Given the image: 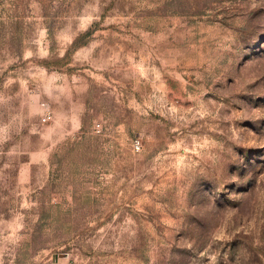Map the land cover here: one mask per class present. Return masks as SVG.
<instances>
[{
	"label": "rangeland",
	"instance_id": "1",
	"mask_svg": "<svg viewBox=\"0 0 264 264\" xmlns=\"http://www.w3.org/2000/svg\"><path fill=\"white\" fill-rule=\"evenodd\" d=\"M0 264H264V0H0Z\"/></svg>",
	"mask_w": 264,
	"mask_h": 264
},
{
	"label": "built area",
	"instance_id": "2",
	"mask_svg": "<svg viewBox=\"0 0 264 264\" xmlns=\"http://www.w3.org/2000/svg\"><path fill=\"white\" fill-rule=\"evenodd\" d=\"M44 107H46V106H44ZM45 110H46V112H45V114H44V116H43V118H42L43 122H47L48 120L51 119V114H50L49 109L45 108ZM137 149L139 150L140 147L137 146Z\"/></svg>",
	"mask_w": 264,
	"mask_h": 264
}]
</instances>
